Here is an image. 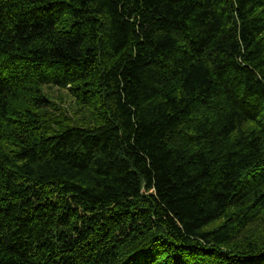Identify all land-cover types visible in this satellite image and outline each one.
<instances>
[{
	"label": "trees",
	"instance_id": "trees-1",
	"mask_svg": "<svg viewBox=\"0 0 264 264\" xmlns=\"http://www.w3.org/2000/svg\"><path fill=\"white\" fill-rule=\"evenodd\" d=\"M0 264H264V0H0Z\"/></svg>",
	"mask_w": 264,
	"mask_h": 264
},
{
	"label": "rangeland",
	"instance_id": "rangeland-1",
	"mask_svg": "<svg viewBox=\"0 0 264 264\" xmlns=\"http://www.w3.org/2000/svg\"><path fill=\"white\" fill-rule=\"evenodd\" d=\"M43 92L48 96L50 101H52L60 111L63 110L66 115L74 116L80 112V110H76V105L73 103L72 99L64 93V91H61V94L58 93L55 88H43Z\"/></svg>",
	"mask_w": 264,
	"mask_h": 264
}]
</instances>
